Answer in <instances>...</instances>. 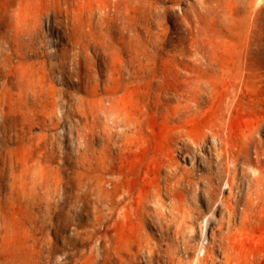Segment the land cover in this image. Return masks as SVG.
<instances>
[{
	"label": "rangeland",
	"instance_id": "rangeland-1",
	"mask_svg": "<svg viewBox=\"0 0 264 264\" xmlns=\"http://www.w3.org/2000/svg\"><path fill=\"white\" fill-rule=\"evenodd\" d=\"M17 7L0 264H264V0Z\"/></svg>",
	"mask_w": 264,
	"mask_h": 264
},
{
	"label": "bare ground",
	"instance_id": "bare-ground-1",
	"mask_svg": "<svg viewBox=\"0 0 264 264\" xmlns=\"http://www.w3.org/2000/svg\"><path fill=\"white\" fill-rule=\"evenodd\" d=\"M13 1L16 2L17 6H18L16 10L19 13L20 12V9H21V6H22V4L24 3L25 0H13ZM49 1H51V0H49ZM180 227H182V226H180Z\"/></svg>",
	"mask_w": 264,
	"mask_h": 264
}]
</instances>
